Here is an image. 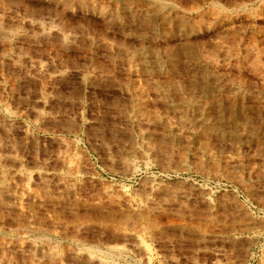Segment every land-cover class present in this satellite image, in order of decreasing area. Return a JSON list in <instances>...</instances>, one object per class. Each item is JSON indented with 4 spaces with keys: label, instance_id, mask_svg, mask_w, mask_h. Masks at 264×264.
Segmentation results:
<instances>
[{
    "label": "rangeland",
    "instance_id": "374dc122",
    "mask_svg": "<svg viewBox=\"0 0 264 264\" xmlns=\"http://www.w3.org/2000/svg\"><path fill=\"white\" fill-rule=\"evenodd\" d=\"M0 264H264V0H0Z\"/></svg>",
    "mask_w": 264,
    "mask_h": 264
},
{
    "label": "bare ground",
    "instance_id": "6f19581e",
    "mask_svg": "<svg viewBox=\"0 0 264 264\" xmlns=\"http://www.w3.org/2000/svg\"><path fill=\"white\" fill-rule=\"evenodd\" d=\"M2 33H3V32H2ZM5 34H6V33H5ZM6 35H7V34H6ZM208 63H210V62H208ZM174 91H175V90H174ZM244 122H245V121H244ZM240 142H241L240 146H241V147H244V146H245V143H246V142L244 141V139L241 138ZM173 185H174V184H173ZM233 212H234V211H233ZM93 252H94V251H93Z\"/></svg>",
    "mask_w": 264,
    "mask_h": 264
}]
</instances>
